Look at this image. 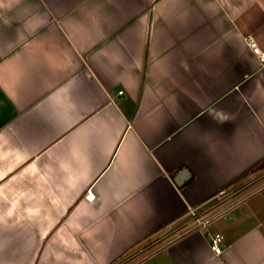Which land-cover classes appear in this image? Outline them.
<instances>
[{
	"label": "crops",
	"instance_id": "obj_1",
	"mask_svg": "<svg viewBox=\"0 0 264 264\" xmlns=\"http://www.w3.org/2000/svg\"><path fill=\"white\" fill-rule=\"evenodd\" d=\"M247 34L264 0H0V264H264ZM223 189L249 194L210 224L219 255L166 236Z\"/></svg>",
	"mask_w": 264,
	"mask_h": 264
},
{
	"label": "built area",
	"instance_id": "obj_2",
	"mask_svg": "<svg viewBox=\"0 0 264 264\" xmlns=\"http://www.w3.org/2000/svg\"><path fill=\"white\" fill-rule=\"evenodd\" d=\"M244 40L252 54L257 58L259 64L263 66L264 46H261L250 34H247L244 37ZM121 93L122 90H119L118 94ZM239 191L240 189H223L205 202L196 206H190L179 223L174 222V224L169 227L166 236L176 239L187 233L202 230L207 237L211 250L219 255L222 252L221 246L223 242V234L212 230L210 224L213 220L223 215L229 208L243 200L249 194V192H244L239 195ZM142 260L143 258H128L120 264H139Z\"/></svg>",
	"mask_w": 264,
	"mask_h": 264
},
{
	"label": "water",
	"instance_id": "obj_3",
	"mask_svg": "<svg viewBox=\"0 0 264 264\" xmlns=\"http://www.w3.org/2000/svg\"><path fill=\"white\" fill-rule=\"evenodd\" d=\"M185 172H186V169L182 170L180 173H178L177 177H174V181L177 185H180L181 183H183L185 181L186 177H184V175H186L188 177V175L185 174Z\"/></svg>",
	"mask_w": 264,
	"mask_h": 264
},
{
	"label": "rangeland",
	"instance_id": "obj_4",
	"mask_svg": "<svg viewBox=\"0 0 264 264\" xmlns=\"http://www.w3.org/2000/svg\"><path fill=\"white\" fill-rule=\"evenodd\" d=\"M244 191H246V190H245V189L240 190V191H239V195L242 194V193H244ZM132 258H136V256H134V257H132Z\"/></svg>",
	"mask_w": 264,
	"mask_h": 264
}]
</instances>
